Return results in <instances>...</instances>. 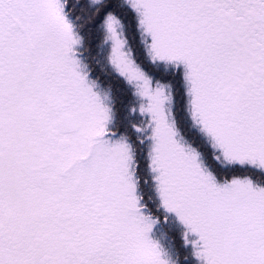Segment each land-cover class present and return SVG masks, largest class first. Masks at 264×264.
<instances>
[{"label":"snow or ice","instance_id":"obj_1","mask_svg":"<svg viewBox=\"0 0 264 264\" xmlns=\"http://www.w3.org/2000/svg\"><path fill=\"white\" fill-rule=\"evenodd\" d=\"M86 2L0 0V264H174L170 217L195 264H264V0H91L136 137L80 57Z\"/></svg>","mask_w":264,"mask_h":264},{"label":"trees","instance_id":"obj_2","mask_svg":"<svg viewBox=\"0 0 264 264\" xmlns=\"http://www.w3.org/2000/svg\"><path fill=\"white\" fill-rule=\"evenodd\" d=\"M110 7L119 9L120 0H105ZM88 11L83 15L78 23V31L83 37L82 47L79 49L80 57L87 66L90 79L96 85V91L106 99V103L112 109L113 124L123 123L126 132L131 137L137 134L131 129L137 122L130 114V109L134 106L135 96L131 87L125 83L114 71L109 62V43L105 42L104 33L101 29L95 28V20L91 17L89 4L86 2ZM100 34H99V33ZM124 35L128 46L133 54L136 53L139 45V34L134 33L125 26ZM147 57H145V62ZM150 71H162L163 66L150 68ZM171 119L178 131L194 150H201L206 144V138L201 133L199 127L191 120L187 99L181 100L177 97L175 104H170ZM205 155H207L205 153ZM151 195L155 196L154 187L151 188ZM182 227L173 219L169 218L167 224H160L153 233L155 239L162 248L169 254L174 264H195L191 259L190 249L183 247L181 240Z\"/></svg>","mask_w":264,"mask_h":264},{"label":"rangeland","instance_id":"obj_3","mask_svg":"<svg viewBox=\"0 0 264 264\" xmlns=\"http://www.w3.org/2000/svg\"><path fill=\"white\" fill-rule=\"evenodd\" d=\"M110 56V44H109V53H108V57ZM137 103H138V100H137V98L135 97V103H134V106L135 105H137ZM133 106V107H134ZM131 114V113H130ZM133 116V115H132ZM170 118H171V114H170ZM133 119H135L136 120V122H137V126H143V122H142V120L138 117V116H133ZM175 220V219H174ZM178 223V222H177ZM179 224V223H178ZM180 225V224H179ZM181 226V225H180ZM182 227V226H181ZM183 229V228H182Z\"/></svg>","mask_w":264,"mask_h":264},{"label":"clouds","instance_id":"obj_4","mask_svg":"<svg viewBox=\"0 0 264 264\" xmlns=\"http://www.w3.org/2000/svg\"><path fill=\"white\" fill-rule=\"evenodd\" d=\"M121 6L124 5V0H120ZM88 4L90 6V10L93 11L95 6L91 4V0H88Z\"/></svg>","mask_w":264,"mask_h":264}]
</instances>
